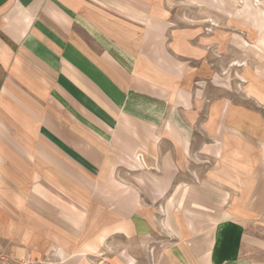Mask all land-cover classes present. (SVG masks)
Wrapping results in <instances>:
<instances>
[{"label":"crops","instance_id":"crops-1","mask_svg":"<svg viewBox=\"0 0 264 264\" xmlns=\"http://www.w3.org/2000/svg\"><path fill=\"white\" fill-rule=\"evenodd\" d=\"M164 12L0 0L1 254L264 264V112L196 88Z\"/></svg>","mask_w":264,"mask_h":264},{"label":"rangeland","instance_id":"rangeland-1","mask_svg":"<svg viewBox=\"0 0 264 264\" xmlns=\"http://www.w3.org/2000/svg\"><path fill=\"white\" fill-rule=\"evenodd\" d=\"M163 9V45L199 72L195 87L264 112V0H163Z\"/></svg>","mask_w":264,"mask_h":264},{"label":"built area","instance_id":"built-area-1","mask_svg":"<svg viewBox=\"0 0 264 264\" xmlns=\"http://www.w3.org/2000/svg\"><path fill=\"white\" fill-rule=\"evenodd\" d=\"M0 264H41L38 262H32L27 259H21L18 261H12L6 255L0 253ZM96 264H107L103 260L98 261Z\"/></svg>","mask_w":264,"mask_h":264}]
</instances>
